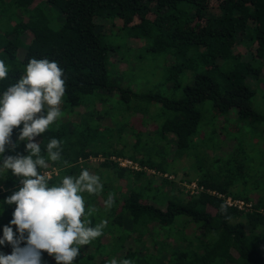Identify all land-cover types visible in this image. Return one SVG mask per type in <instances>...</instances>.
Masks as SVG:
<instances>
[{
    "label": "trees",
    "instance_id": "trees-1",
    "mask_svg": "<svg viewBox=\"0 0 264 264\" xmlns=\"http://www.w3.org/2000/svg\"><path fill=\"white\" fill-rule=\"evenodd\" d=\"M115 36L132 40L126 48L166 56L162 78L153 82L164 90L134 87L138 66L115 59ZM33 57L58 61L67 83L62 117L36 137L46 159L48 141L59 139L62 160L40 171L50 170V184H58L87 168L103 183L101 193L83 195L95 209L93 225L107 220V227L74 264H264L259 179L253 186L241 176L247 167L232 145L209 141L230 112L249 127L264 119L252 105L254 86L264 83V0H0V60L9 70L0 95ZM110 67L128 73L125 84H110ZM205 101L217 126L200 127ZM123 117L150 118L154 129L129 127ZM18 135L15 129L14 142ZM17 153L27 155L25 142L4 155ZM191 181L198 190L182 183ZM20 186L0 170V237L15 208L4 200ZM225 196L251 207L229 205ZM43 258L56 264L46 252Z\"/></svg>",
    "mask_w": 264,
    "mask_h": 264
},
{
    "label": "clouds",
    "instance_id": "clouds-1",
    "mask_svg": "<svg viewBox=\"0 0 264 264\" xmlns=\"http://www.w3.org/2000/svg\"><path fill=\"white\" fill-rule=\"evenodd\" d=\"M8 72L5 61L0 60V80L6 79ZM66 90L59 62L33 57L18 81L0 95V170H10L21 185L4 200L15 208L0 237V246H11L12 251L0 252V264H46L45 252L56 264H74L81 248L101 237L107 227V220L93 225L89 217L95 209L86 208L83 195L103 191L99 175L83 168L78 176L65 175L58 184H50L49 174L40 171L49 167V160H62L59 139L48 141L46 159L36 137L62 117ZM15 129H19V135L14 142ZM19 142H25L27 155H4L6 151H14ZM104 205L108 209L114 205L111 194ZM106 264H133V261L112 258Z\"/></svg>",
    "mask_w": 264,
    "mask_h": 264
},
{
    "label": "rangeland",
    "instance_id": "rangeland-1",
    "mask_svg": "<svg viewBox=\"0 0 264 264\" xmlns=\"http://www.w3.org/2000/svg\"><path fill=\"white\" fill-rule=\"evenodd\" d=\"M115 40V43H121L120 49H117V56H115V59H120L121 61L119 62L124 63L122 67L130 65L132 62H135L138 66L137 72H134L135 80L131 82L134 87L145 89L151 86L154 89L160 87L164 90L165 87L162 84L155 87L156 84H153V82H156L160 77L162 78L161 75L164 71L167 60L166 56L163 55V53L154 54L143 48H126L125 45L129 46V44H133L130 38H125L123 40L121 37L115 36ZM139 45L143 46L144 42L143 44L139 42L138 46ZM119 56L122 58H119ZM257 64H261V62ZM155 73L159 74L157 78H154L153 74ZM127 75L128 73H125L123 76L119 67L109 68L110 84H125ZM254 87L255 94L252 98V105L256 111L264 116V83L260 82V85ZM214 111L215 110L211 101H205L202 107V120L200 127L204 124H206V127L208 128L217 126V122L222 120L218 124V127L220 128L218 138L217 135L211 136L209 139L210 143L213 148H216V145H220L224 146V149L226 150L232 145L235 153L243 158V164L247 167V169L244 168V172L241 176L244 179L253 180L251 183L253 186L256 185L255 180L258 181L259 179V192L264 193V169L263 171H259V174L257 173L259 167L264 166V119L263 121H260L258 125L249 127L247 124L240 122L236 117L233 118L231 116L233 112L226 115V119L222 117V119L219 120V118L216 119V117L212 115ZM134 119L135 120L132 121L131 118L123 117V122L127 121V125L129 127L134 125V127L138 130L148 129L150 132L153 131L154 128L148 126L150 125V118H148L144 123H142V120L140 119L136 120V117H134ZM111 125L116 126L117 123L114 122L111 123ZM182 163H184V161ZM49 258L54 260L51 256H49Z\"/></svg>",
    "mask_w": 264,
    "mask_h": 264
},
{
    "label": "built area",
    "instance_id": "built-area-1",
    "mask_svg": "<svg viewBox=\"0 0 264 264\" xmlns=\"http://www.w3.org/2000/svg\"><path fill=\"white\" fill-rule=\"evenodd\" d=\"M117 160L122 165H131V166L137 167V163L133 162L132 160H130L128 158L118 157ZM45 172L48 173L49 176H50V173H51L50 170H46ZM182 183L185 184L186 189H189L191 191L198 190V187H197V185H196V183L194 181H191L189 183H187V182H182ZM199 189H201V188L199 187ZM225 201H226L227 204H229V205H232V204L233 205H236L238 208H245V209H247V208H250L251 207V203L250 202H245L242 199L234 198L232 196H225Z\"/></svg>",
    "mask_w": 264,
    "mask_h": 264
}]
</instances>
